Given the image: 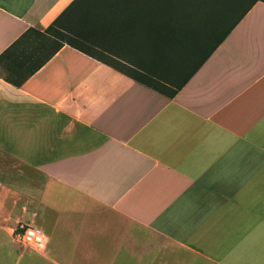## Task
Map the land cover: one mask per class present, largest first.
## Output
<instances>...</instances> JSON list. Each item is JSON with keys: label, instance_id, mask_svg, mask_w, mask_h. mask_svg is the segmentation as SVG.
Returning <instances> with one entry per match:
<instances>
[{"label": "crops", "instance_id": "0c3cea01", "mask_svg": "<svg viewBox=\"0 0 264 264\" xmlns=\"http://www.w3.org/2000/svg\"><path fill=\"white\" fill-rule=\"evenodd\" d=\"M72 1L0 0V54ZM0 264H264V3L171 99L66 45L0 76Z\"/></svg>", "mask_w": 264, "mask_h": 264}, {"label": "trees", "instance_id": "16d2710c", "mask_svg": "<svg viewBox=\"0 0 264 264\" xmlns=\"http://www.w3.org/2000/svg\"><path fill=\"white\" fill-rule=\"evenodd\" d=\"M255 1L73 0L0 54V76L18 87L66 45L171 99Z\"/></svg>", "mask_w": 264, "mask_h": 264}, {"label": "built area", "instance_id": "2783aa9c", "mask_svg": "<svg viewBox=\"0 0 264 264\" xmlns=\"http://www.w3.org/2000/svg\"><path fill=\"white\" fill-rule=\"evenodd\" d=\"M17 242L28 248L43 250L47 245V237L37 227L31 224H22L14 232Z\"/></svg>", "mask_w": 264, "mask_h": 264}, {"label": "rangeland", "instance_id": "374dc122", "mask_svg": "<svg viewBox=\"0 0 264 264\" xmlns=\"http://www.w3.org/2000/svg\"><path fill=\"white\" fill-rule=\"evenodd\" d=\"M234 18V17H233Z\"/></svg>", "mask_w": 264, "mask_h": 264}]
</instances>
